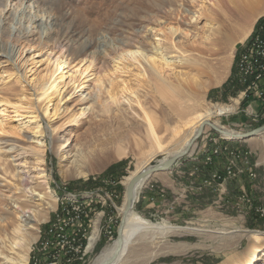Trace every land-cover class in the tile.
<instances>
[{"label": "rangeland", "instance_id": "rangeland-1", "mask_svg": "<svg viewBox=\"0 0 264 264\" xmlns=\"http://www.w3.org/2000/svg\"><path fill=\"white\" fill-rule=\"evenodd\" d=\"M237 2L37 0L27 7L30 0H0V264L5 254L32 264L35 247L61 199L88 194L96 197L87 204L91 211L86 232L91 235L99 218L98 235L84 262L76 264H92L115 239H108L104 229L115 228L120 221L117 207L125 193L124 177L140 163L181 148L203 108L236 100L233 111L207 119L236 134L264 124L262 108L249 105L235 81L236 55L263 18L264 0L253 4L249 16L236 19L229 30L223 10ZM34 15L42 16L40 23L32 22ZM157 44L174 66L163 71L164 79L145 58L128 57L135 49L152 56ZM10 51L16 52L14 62L7 58ZM50 52L64 54L65 70L74 71L75 82L57 96L62 98L59 111L49 118L39 112L38 133L43 136L37 141L32 137L33 123L16 116L12 105H20L22 113L37 108ZM136 67L145 71L139 81L133 77ZM120 78L126 80L122 88ZM109 91L119 103H112ZM146 116L155 125L164 150H157L147 135ZM52 129L58 132L55 138L50 136ZM62 132L71 136V153L76 156L63 157L50 148ZM215 136H223L240 152L247 151L250 162H260L264 170V131L242 139L205 125L189 154L171 169L150 175L134 203V210L152 222L167 220L188 228L157 242L141 239L131 244L123 264H238L256 243L263 248L260 254L264 253V227L250 225L253 212L238 199L241 190L252 197L248 187L255 190L257 173L252 181L241 173L229 179L219 199L218 192L201 185L208 173L203 158V169L196 166V173H192L195 166L182 167L202 144L207 149ZM222 164L218 158L211 167ZM263 179L261 171L264 186ZM150 183L165 190L156 210L147 207L156 197L148 191ZM251 202L264 205L260 199ZM263 260L264 255L254 263L263 264Z\"/></svg>", "mask_w": 264, "mask_h": 264}, {"label": "bare ground", "instance_id": "bare-ground-1", "mask_svg": "<svg viewBox=\"0 0 264 264\" xmlns=\"http://www.w3.org/2000/svg\"><path fill=\"white\" fill-rule=\"evenodd\" d=\"M36 1L37 0H30V3L27 5V7H31V5H34V3H36ZM258 1L261 0H243V2L242 0H238V2L233 4L232 6H226L225 9L223 10V14L224 12L226 13L225 17L227 20V26L229 27L228 29L231 30L233 28V24L235 23V20L238 19L239 17L247 18L249 16V11L251 10L252 5L256 4ZM41 20H42V16L38 17V15H34L32 22L40 23ZM232 21L233 23H231ZM249 30L250 27H248L247 30H245L244 32L245 36L248 34ZM159 49H162V47L160 46L159 48L157 44V46H155V49L153 50L152 56H144L139 49H135L129 52L128 57L131 59H137V55H138L145 58V61L147 62L149 67L157 74V76L161 79H164V77L162 76L163 71L170 67L174 68V66L171 61L167 60L166 54ZM15 55L16 52L13 51L8 52L7 53L8 60L10 62H14ZM64 63H65L64 54L61 53L57 54L56 52L55 53L50 52L49 54H47L46 65L48 66V69H46L45 74L42 75L41 92L38 94V97L36 98L37 108L35 109L28 108V110L22 113L21 112L22 109L20 105H17L15 103L12 105L13 111L16 116H23V118L27 119L26 121L33 123L32 137L37 139V141H39L43 136L42 135L43 132H41L40 134L38 133L41 131L39 112L43 115V117L49 118V115L51 114L53 115L57 111H59L62 106L61 105L62 98L56 99L57 96L62 95L64 88L68 86L70 82L72 83L75 82L73 79L74 71L68 73V71L65 70ZM135 73L136 74L135 76L133 75V77L134 78L136 77L135 78L136 81H139L140 77L141 78L145 77V71L139 69V67H136ZM85 81L86 79H84L82 82L85 83ZM125 82L126 80L124 78H120L118 80V83L119 85L122 86L119 87L122 88L125 85ZM109 93L111 94L110 96L112 99V103L115 104L119 103L117 96H115L110 91ZM236 102L237 101L235 100L233 104H216L203 108L195 117L196 121L191 131L192 136L202 121L207 120L211 116L222 114L225 111H233L235 109ZM49 106H52V108L51 107L49 108ZM79 114H81V112H79ZM0 115H3V112L0 111ZM145 121L147 126L146 133L149 136L151 142L154 144L157 150L159 151L164 150L163 145L158 136V133L156 131L155 125L152 123V121L149 119L148 116L145 117ZM54 130L55 129L51 130V134H50L51 138H55L56 133H58L56 130L55 131ZM222 131H223L222 135L227 137L235 138L236 136L241 134V133L236 134V132L228 129H222ZM191 134L186 137V140L181 148L168 152L159 160L157 159L154 160V162H156V164L157 163L161 164L170 156L181 152L192 138ZM71 140L72 138L70 135H68L66 132H62L60 138L55 140L54 143L50 144V148L57 153L58 152L62 153L63 157L70 158L72 156H76L75 153L73 152L71 153V148H70ZM17 158L18 155H16L13 160L15 161ZM220 160H223L224 163V159H220ZM150 163L146 162L144 163L145 165L140 163L128 176L124 177L125 186L128 184L129 180L132 178L133 175H135L138 171L149 166ZM148 177H143L136 182L134 188L132 189V194L129 202L125 192L121 204L117 207L118 212L120 213L121 218L123 219L121 244L119 245L118 241L114 239L95 257L92 264H123L124 261L122 260H124V256L125 254H127L128 248L131 244L137 243L141 239L144 240L146 239L151 242H157L160 238H163L165 235L169 233L179 232L185 228H188L186 226L172 224L167 220H163L161 222H152V220L150 221L144 218L134 210V203L137 200L138 192L143 187ZM48 191L50 192L51 190L49 189ZM35 194L36 193L33 192L30 193L31 196ZM42 197L43 195L39 194V198L41 199ZM98 219L99 218H96L94 221V227L91 232L87 248L91 247L97 238ZM262 251L263 248L256 243V245H252L248 249V251L244 254L243 258L239 260V262L237 261V263L255 264L256 261L258 262L260 261V259L262 260V255H264V253L260 254V252ZM131 253L132 252H130L129 254ZM3 258H4L3 264H28L26 258L15 259L11 256H8L7 254L3 255Z\"/></svg>", "mask_w": 264, "mask_h": 264}, {"label": "built area", "instance_id": "built-area-1", "mask_svg": "<svg viewBox=\"0 0 264 264\" xmlns=\"http://www.w3.org/2000/svg\"><path fill=\"white\" fill-rule=\"evenodd\" d=\"M235 81L240 87V95L248 104H255L264 111V16L250 36L242 43L236 55ZM253 111V110H251ZM222 136L210 138V146L204 151L203 165L208 168V173L202 179V186H207L218 192V198L225 192L227 181L237 174H244L252 181L256 178L254 166L250 162L248 152H240L225 142ZM220 158L224 163L220 168L212 169V165ZM217 159V160H216ZM198 167L192 169L196 173ZM148 188L155 190L156 198H163L165 190L150 183ZM185 192V188L182 190ZM96 196L91 194L62 198L60 205L52 218L47 222L43 236L35 247L31 257L32 264H76L84 262L88 253L90 236H87L86 217L90 213L87 204ZM154 197H151L153 200ZM238 199L245 202L249 210L264 219V205L253 204L252 197L241 190ZM108 239L113 238L114 228L110 225L104 229Z\"/></svg>", "mask_w": 264, "mask_h": 264}, {"label": "water", "instance_id": "water-1", "mask_svg": "<svg viewBox=\"0 0 264 264\" xmlns=\"http://www.w3.org/2000/svg\"><path fill=\"white\" fill-rule=\"evenodd\" d=\"M205 125L210 126L217 133L222 135V132H223L222 129L219 128L218 126H216L213 122H211L209 120L202 121L201 124L196 129L195 133L193 134L192 138L188 142V144L185 146V148L181 152L170 156L161 164H158V163L156 164V162L152 161L149 166L138 171L135 175L132 176V178L129 180L128 184L125 187V192H126V195L128 198V202L131 198L132 189L134 188L137 181H139L143 177H148L155 172L165 171V170L171 169L173 167V165H175V163L179 159H181L183 156L189 154V152L192 148V145L194 144V141L201 135V133L203 131V127ZM263 131H264V124L261 126L255 127L251 130H248L246 132H241V134H239L235 138L247 139L249 137L258 135L259 133H261ZM122 225H123V219L120 218V221H119L117 228H116V236H115V239L118 241L119 245L121 244V241H122Z\"/></svg>", "mask_w": 264, "mask_h": 264}, {"label": "crops", "instance_id": "crops-1", "mask_svg": "<svg viewBox=\"0 0 264 264\" xmlns=\"http://www.w3.org/2000/svg\"><path fill=\"white\" fill-rule=\"evenodd\" d=\"M203 146H204V144H202V146L193 155H191L188 158V161L187 162H185L184 164H182V167L185 166L186 168L190 169L193 166H199V167H201V169H203L202 158H203L204 151L206 150L205 148H203ZM209 146H210V144H209ZM214 168H216V167L214 166ZM255 170H256V173H257V179L254 180V182H253L254 184H252V185H253V187H256V188L254 190L251 187V185H249V187H248V189H250V192L249 193H251L252 198H253V195H254V198H253L254 200L255 199H258L259 200L260 199V202L264 203V186L260 183V181H261L260 180V174H261V171H262V176L264 178V170L263 169L262 170L260 169V162H258V164L256 165ZM174 171L176 172L175 169H174ZM177 171H179V170H177ZM203 173H204V171H202L200 174H197V176H196V180L197 181L199 179V176H202ZM171 175H172V173H171ZM263 181H264V179H263ZM166 182L168 183L167 186H166L168 188L170 186V184H169L168 180H166ZM148 191H149V193H155V190L149 189ZM167 193H168V191H167ZM163 201H164V198H162V199L161 198H157L156 199V197H155V199H153L152 202L147 205V207H150L151 206V207H153V208H151L152 210H156V208L154 206H159V203L160 202H163ZM261 225L264 227V221H263V223Z\"/></svg>", "mask_w": 264, "mask_h": 264}, {"label": "trees", "instance_id": "trees-1", "mask_svg": "<svg viewBox=\"0 0 264 264\" xmlns=\"http://www.w3.org/2000/svg\"><path fill=\"white\" fill-rule=\"evenodd\" d=\"M261 19H262V18H259V19L257 20L256 25L261 21ZM233 71H234V68H233ZM228 79H230V78H228ZM226 82H227V81H226ZM222 86H225V84H223ZM206 190H207V189H206ZM206 190H204V191H206ZM204 194H205V192H204L202 195H204ZM252 216H253V222L250 223V225H251L252 227H254L255 225H261V224L263 223V220L260 219V218L257 216V214L252 213ZM117 225H118V222H117ZM117 225H115L113 237L116 236V227H117Z\"/></svg>", "mask_w": 264, "mask_h": 264}]
</instances>
